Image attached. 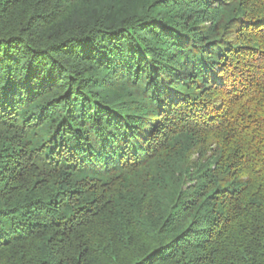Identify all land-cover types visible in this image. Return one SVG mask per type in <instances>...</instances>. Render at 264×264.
<instances>
[{
	"label": "trees",
	"instance_id": "trees-1",
	"mask_svg": "<svg viewBox=\"0 0 264 264\" xmlns=\"http://www.w3.org/2000/svg\"><path fill=\"white\" fill-rule=\"evenodd\" d=\"M0 264H264V0H0Z\"/></svg>",
	"mask_w": 264,
	"mask_h": 264
}]
</instances>
